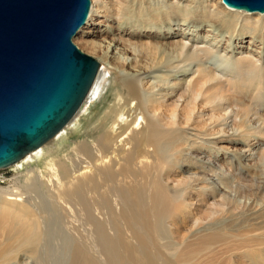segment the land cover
Segmentation results:
<instances>
[{"label": "bare ground", "instance_id": "bare-ground-1", "mask_svg": "<svg viewBox=\"0 0 264 264\" xmlns=\"http://www.w3.org/2000/svg\"><path fill=\"white\" fill-rule=\"evenodd\" d=\"M92 2L88 24L104 18L117 26L106 31L110 42L91 47L92 54H100L99 69L72 119L10 165L11 179L0 176V264H49L59 240L67 264H206L196 249L162 244L157 231L173 214L201 227L202 213L191 214L200 195L199 207L208 205L207 222L221 229L228 209L225 184L197 166L209 174L207 182L188 174L190 186L173 190L177 184L170 188L164 173L175 166L184 173L192 168L175 164L172 151L179 142L186 146L185 157H195L200 147L220 151L219 144L252 146L264 140L262 124L228 130L229 108L239 107L230 94L245 106V126L264 105V14L231 9L222 0ZM248 38L262 49L257 61L240 55ZM217 57L214 67L210 62ZM173 105L178 114H170ZM195 108L208 112L202 114L204 126H193L197 118L189 115ZM261 215L253 211L244 220ZM255 220L244 227L255 223L257 229L247 234L237 229L227 238L263 242L264 220ZM206 223L198 231L207 233ZM201 238L205 251L213 243L221 250L222 236Z\"/></svg>", "mask_w": 264, "mask_h": 264}, {"label": "water", "instance_id": "water-1", "mask_svg": "<svg viewBox=\"0 0 264 264\" xmlns=\"http://www.w3.org/2000/svg\"><path fill=\"white\" fill-rule=\"evenodd\" d=\"M264 14V0H222ZM91 0H0V169L54 137L89 93L99 63L73 39Z\"/></svg>", "mask_w": 264, "mask_h": 264}, {"label": "rangeland", "instance_id": "rangeland-1", "mask_svg": "<svg viewBox=\"0 0 264 264\" xmlns=\"http://www.w3.org/2000/svg\"><path fill=\"white\" fill-rule=\"evenodd\" d=\"M92 3L93 2L91 0V8ZM110 26L116 27L117 24L111 21H106V19L104 18H96L89 24L87 23L79 30L78 34L73 39V43L78 47L80 51H82L86 55L93 57L98 63H100L98 61V57L100 56V54H92L93 51L91 50V47L95 46V44L106 45V42H110V38L112 36L106 32L112 29L110 28ZM202 35L205 37L207 35V32L203 31ZM180 39L181 37H178L175 40ZM225 40L226 39H224V41ZM143 42H146V40H143ZM184 42L187 43L188 41L184 40ZM251 42L252 41L250 40V38H248L247 43H245L244 45L245 49L241 51V53L243 54L240 55H251L255 58L254 60L257 61L259 60V53L262 51V49L259 48V44L253 45L251 44ZM246 48H249V50H246ZM240 55L237 56L240 57ZM262 56H264V53L262 54ZM217 60H219L218 57L214 58L213 60H211L212 62H210V64L215 67L214 64L218 62ZM262 62H264V60ZM217 75L220 74L217 72ZM190 78H192V75L187 77V83L191 80ZM180 81L182 80H179V82ZM188 84L185 85V89ZM214 84L215 83L211 82L210 84H208V88ZM229 97L231 103L239 104L238 109L234 107L236 106L235 104H233L234 108H229L230 113L232 112V116L229 118L230 120L228 122V130L231 133L234 131L235 127L239 126H243L244 129L248 131L250 129L258 127L261 124L264 125V105L262 106L261 110L259 109L258 114L254 116L252 121L247 122L245 126L242 119V115L244 114L242 109L245 108V106L242 105L243 102L236 95L230 94ZM173 113H179V108L175 105L170 107V114ZM205 113L206 115L208 114L205 109L198 110L197 108H195L194 110H192V114L189 115L190 119L194 120L195 117L197 118L193 126H204L205 120L204 118H202V114L204 115ZM235 117L237 118V121L235 120ZM197 147L198 146H195L194 148ZM218 147L222 149L218 151L216 149L213 150L209 148L208 150L206 147H200V149H194L193 154L195 157H185L182 153L185 152L186 146L181 147L180 142L176 143L172 151V153L174 154L175 164H190L189 166H192V168L184 169V173L182 171L183 168L182 170H178V166H175L173 168L171 167L166 173H164V178L167 182H169L168 186L170 188H172L173 185L177 184V187L173 188V190H182L190 186L189 180L187 179L189 177L188 174H195L196 178L204 177V180L206 182V179L209 178V174H217L225 184L223 188L226 187L225 190L228 191V209L224 217H222V228L219 229L217 227H213L212 221L207 222V219H209L210 217L208 216V213L206 211L208 205H206L205 201L202 203L203 205L199 207L201 202L203 201V197L200 195L197 200L201 202H194L193 205L196 206L197 209L194 212H191V214L194 218H199V212L202 213L201 217L202 219L206 220L207 223L203 222V225H201V227L204 226V223H206L208 225L207 227H209L208 232L202 233L201 231H198L201 227H191L187 224V218L179 217L177 214H173L167 216L166 220H164L162 223L163 228L160 231H157L160 235V242L164 245L169 244L173 246L174 248H176V251L184 250L187 252H191L195 251L194 249H196L197 251L195 252H199L197 258L204 260L206 264H264V241L258 243H246L241 239H235L231 241L229 238H227V236L232 232H239L238 230H241L242 232L247 234L248 232L257 229L256 227L259 225H255V223H253L252 226L244 227V225L248 222L252 223L253 219H256V223H260L264 220V191H260L264 190V182L263 184L261 183L262 181H264V140H259L253 143L252 146L219 144L216 148ZM179 150H181V153H179ZM198 150L200 151L198 152ZM197 166L208 169L210 171L209 174L199 173ZM11 170V167L0 169V176L3 175L8 177V179H11L13 176V171ZM258 183L261 184L259 185ZM2 185L5 184L2 183ZM205 192L210 193L212 191ZM260 193L262 194L260 195ZM254 206H256V208ZM249 211L251 212V214H253L254 211L256 216L258 214L260 215L262 212L263 215H261L260 218H248V220L245 221L244 216L247 213H250ZM230 215L234 218H229ZM261 226L262 229H264V223L261 224ZM164 227L169 228L165 230ZM203 234L212 236L216 235L217 237L222 236L223 239L222 243L220 244L221 250L217 251V245L213 243L210 244L213 246H211L208 251H205V243L201 238ZM54 247L56 248V250ZM53 249L54 252L49 255V264H67V255L65 256L64 254H62V252H60L64 250L62 241H56L54 243ZM59 258L61 259L59 260ZM20 262L22 261H19L18 263Z\"/></svg>", "mask_w": 264, "mask_h": 264}]
</instances>
